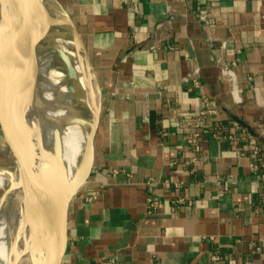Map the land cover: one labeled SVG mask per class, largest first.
Instances as JSON below:
<instances>
[{
    "label": "crops",
    "instance_id": "obj_1",
    "mask_svg": "<svg viewBox=\"0 0 264 264\" xmlns=\"http://www.w3.org/2000/svg\"><path fill=\"white\" fill-rule=\"evenodd\" d=\"M59 1L102 91L71 264H264V0Z\"/></svg>",
    "mask_w": 264,
    "mask_h": 264
},
{
    "label": "bare ground",
    "instance_id": "obj_2",
    "mask_svg": "<svg viewBox=\"0 0 264 264\" xmlns=\"http://www.w3.org/2000/svg\"><path fill=\"white\" fill-rule=\"evenodd\" d=\"M7 1L0 0V20L8 9ZM30 3L33 23L42 40L33 61V99L30 103L26 98L22 101L21 95H31L32 91L23 82L16 83L13 76L8 87L14 91L9 89L3 103L16 107L22 103L26 107L25 122L29 129L25 134L30 146L33 190L37 202L52 210L61 203L80 169L87 135L98 110L100 89H92L96 76L85 53L71 52L60 44V38L65 36L60 28H68V21L56 0H30ZM9 63L14 67L12 59ZM11 117L13 122L17 120L13 110ZM19 181L17 170L0 167V264H34L29 255H21L29 240L30 226L25 221ZM35 237H39L38 232Z\"/></svg>",
    "mask_w": 264,
    "mask_h": 264
},
{
    "label": "water",
    "instance_id": "obj_3",
    "mask_svg": "<svg viewBox=\"0 0 264 264\" xmlns=\"http://www.w3.org/2000/svg\"><path fill=\"white\" fill-rule=\"evenodd\" d=\"M7 2L8 9L3 16L4 18L0 20V41L4 46V49L1 48L0 50V69L1 66L5 69L4 71L0 70V131L12 158L11 163H7L2 167L11 171L17 170L19 173V182L23 188L25 221L30 226L29 240L21 255H29L34 264H71L70 208L73 199L86 184L94 168L95 137L101 119L102 91L98 82L100 102L91 130L87 135L86 148L78 174L75 176L72 186L62 198L61 203L52 210H46L37 202L33 190L32 174L29 168L30 146L26 143L27 134H25L26 131L28 133L29 129L28 123L25 122L26 107L22 103L19 105L20 107H16L15 104L11 105L9 102H7L8 104L3 103L4 88L10 92L9 89L11 88L8 87L9 85L6 86V83L9 84L10 79L14 78L13 76H15L14 81L16 83L23 82L24 86H29L32 91L31 95H28V93L25 96L21 95L22 101L24 102L25 98L27 103L32 101L35 77L33 61L35 62L36 52L40 49L42 40L38 29L33 23V10L30 0H8ZM56 3L68 21V27L72 30L76 46L87 56L79 32L71 18L60 1L56 0ZM10 59L14 62L12 68L9 63ZM88 62L91 65L89 58ZM10 106H13L12 109ZM10 110L16 113L18 120H15L16 124L11 119ZM18 117L22 118L19 120ZM11 184L12 181H9L8 185L11 186ZM37 232L39 234L38 238L35 237ZM36 241L37 243H35Z\"/></svg>",
    "mask_w": 264,
    "mask_h": 264
},
{
    "label": "built area",
    "instance_id": "obj_4",
    "mask_svg": "<svg viewBox=\"0 0 264 264\" xmlns=\"http://www.w3.org/2000/svg\"><path fill=\"white\" fill-rule=\"evenodd\" d=\"M187 2H190L192 0H186ZM123 5L133 11V12H137L139 9V4L137 0H122ZM199 18L202 21H209L210 20V15L208 13V11L206 9H200L199 10ZM238 61L233 60L230 63L225 64V72L227 73V75L229 77H233L235 75V67L237 66ZM198 70H196V72H194V74L197 73ZM194 76V75H193ZM193 84H198L199 81L196 77L192 78ZM218 109L216 107V105L210 101V100H203L201 102V107L199 108V111L197 113V117L195 119V122L191 123V121H182L180 123V125H186V124H193L198 130L195 132V135L198 137L201 135V131L200 129L202 128V126H204L206 120L211 117V116H215L218 115ZM235 125L238 126V124L235 122ZM212 135L214 137H221L222 139H233V135L232 134H223L222 136H220L217 132H213ZM253 169L257 170V166L253 163ZM261 178L264 179V171L261 173ZM147 183H149V181H147ZM225 190H228V185L224 186ZM223 193L221 192L220 195H222ZM180 201H182V199H180ZM148 202H149V206L151 208L152 211H157L161 208L162 203L159 199L154 198V197H149L148 198ZM212 257L214 259H218L219 256L217 255V253L213 254Z\"/></svg>",
    "mask_w": 264,
    "mask_h": 264
},
{
    "label": "rangeland",
    "instance_id": "obj_5",
    "mask_svg": "<svg viewBox=\"0 0 264 264\" xmlns=\"http://www.w3.org/2000/svg\"><path fill=\"white\" fill-rule=\"evenodd\" d=\"M71 28L70 27H68V28H64V27H62V28H60V32L61 33H63L65 36L64 37H61L60 38V44L62 45V46H64L66 49H68L69 51H79L80 52V50H79V47L78 46H76V44H75V40H74V38H73V34H72V30H70ZM70 30V31H69ZM69 34H68V33ZM68 35H67V34ZM67 37V38H66ZM65 41V42H64ZM4 49V46L3 45H1L0 46V49ZM1 71H4L5 69L1 66V69H0ZM1 74V73H0ZM10 84V83H9ZM8 85V83H6V86ZM5 87V86H4ZM5 89V88H4ZM6 91V92H5ZM8 93V91L7 90H4V95H3V99L4 98H6L7 97V94ZM11 119H13L12 117H11ZM14 120V119H13ZM15 124H16V122H15ZM5 158V160H3ZM12 160V158H11V154H10V151H9V149H8V147H7V145H6V143H5V141H4V139H3V137H2V134H1V131H0V167H2L3 165H5V164H7V163H11L10 161ZM0 194H1V189H0Z\"/></svg>",
    "mask_w": 264,
    "mask_h": 264
}]
</instances>
